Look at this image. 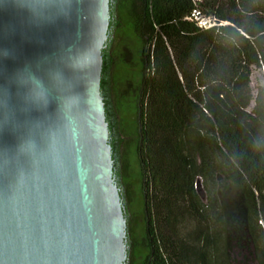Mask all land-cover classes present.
Instances as JSON below:
<instances>
[{
  "label": "trees",
  "instance_id": "obj_1",
  "mask_svg": "<svg viewBox=\"0 0 264 264\" xmlns=\"http://www.w3.org/2000/svg\"><path fill=\"white\" fill-rule=\"evenodd\" d=\"M196 5L221 23L188 20ZM110 13L101 93L114 156L123 100L136 117L143 197L138 239L128 218L129 264H264V84L251 87L252 67L264 70V0H110ZM113 28L130 59L111 51ZM216 172L235 195L213 205L212 234L195 176ZM184 209L204 221L196 244L176 231Z\"/></svg>",
  "mask_w": 264,
  "mask_h": 264
},
{
  "label": "water",
  "instance_id": "obj_2",
  "mask_svg": "<svg viewBox=\"0 0 264 264\" xmlns=\"http://www.w3.org/2000/svg\"><path fill=\"white\" fill-rule=\"evenodd\" d=\"M110 16V0H0V264H123Z\"/></svg>",
  "mask_w": 264,
  "mask_h": 264
},
{
  "label": "rangeland",
  "instance_id": "obj_3",
  "mask_svg": "<svg viewBox=\"0 0 264 264\" xmlns=\"http://www.w3.org/2000/svg\"><path fill=\"white\" fill-rule=\"evenodd\" d=\"M114 29V28H113ZM109 31V28H108ZM113 40L111 43V51L119 52L122 57L126 59L131 58V52L129 49H126L120 43V36L115 29L112 30ZM108 38V37H107ZM107 40V39H106ZM264 84V70L261 67L253 66L251 73V87L254 93L257 92V88L259 85ZM126 100H123V108L116 113V118L119 126V138L121 142L119 143V149L116 156H114V150L112 147V157H113V178L116 184L119 187L121 201L124 205V213L126 215V236H125V244H126V257L123 259V264H129V250L131 246L128 243V218L131 223L134 239H138L143 232L142 229V221H141V212L143 209V197L141 195V179L139 172V163L136 154V146L131 136L134 135V130L136 127V117L133 112L127 111L125 108L129 105ZM254 101L250 103L249 107H252ZM131 106V105H130ZM130 110L132 107L129 108ZM109 141L111 143V131L109 127ZM125 158L130 164V167L126 172H123L124 160ZM117 162V164L115 163ZM123 173V174H122ZM196 179V187H197V195L199 201L202 203H208V209L205 212L207 216V224L208 228L211 230L212 234L214 232V228L217 226L216 221L214 220V212L213 205H217L218 203H222L226 201L228 204L230 200L233 203V196L235 195V189L233 185L228 181V179L221 173H215L214 179L207 178L203 174L199 173L195 176ZM210 200H212L210 202ZM126 205L127 209H126ZM128 211V214L126 213ZM204 221L194 216L188 212V210L183 211V216L181 220L177 221L175 224L176 231L178 235L182 236L186 242L188 243H197L196 238H194L195 234L199 229L203 227ZM239 235L237 232L232 230L231 239H230V247L229 253L231 257H241V254H238L239 251ZM137 252L142 250L139 246H137ZM140 259L137 257L134 260V263L137 264Z\"/></svg>",
  "mask_w": 264,
  "mask_h": 264
},
{
  "label": "built area",
  "instance_id": "obj_4",
  "mask_svg": "<svg viewBox=\"0 0 264 264\" xmlns=\"http://www.w3.org/2000/svg\"><path fill=\"white\" fill-rule=\"evenodd\" d=\"M186 18L204 28L221 23V21H218L213 14L205 13L198 5L191 9V11L186 15Z\"/></svg>",
  "mask_w": 264,
  "mask_h": 264
},
{
  "label": "flooded vegetation",
  "instance_id": "obj_5",
  "mask_svg": "<svg viewBox=\"0 0 264 264\" xmlns=\"http://www.w3.org/2000/svg\"><path fill=\"white\" fill-rule=\"evenodd\" d=\"M108 35H109V31H108ZM115 163H116V161H115Z\"/></svg>",
  "mask_w": 264,
  "mask_h": 264
}]
</instances>
